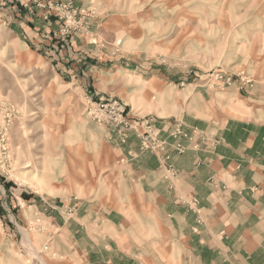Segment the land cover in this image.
Returning a JSON list of instances; mask_svg holds the SVG:
<instances>
[{"label": "rangeland", "instance_id": "rangeland-1", "mask_svg": "<svg viewBox=\"0 0 264 264\" xmlns=\"http://www.w3.org/2000/svg\"><path fill=\"white\" fill-rule=\"evenodd\" d=\"M28 1L57 22L55 53L0 18V264H82L74 238L84 236L68 232L79 204L76 214L119 213L136 243L152 227L125 198L114 148L129 134L139 154L158 155L161 119L196 105L240 119L264 112V0ZM97 104L116 110L97 117ZM170 135L197 136L178 122Z\"/></svg>", "mask_w": 264, "mask_h": 264}, {"label": "crops", "instance_id": "crops-1", "mask_svg": "<svg viewBox=\"0 0 264 264\" xmlns=\"http://www.w3.org/2000/svg\"><path fill=\"white\" fill-rule=\"evenodd\" d=\"M45 14L32 1L0 0L3 23L53 55L50 36L57 22ZM177 122L197 134L193 142L170 135ZM156 127L166 142L161 154H139L134 134L114 148L123 158L119 173L130 194L125 198L144 205L152 227L136 243L119 213L76 214L79 204L71 214L76 230L69 225L68 232L84 236L74 238L82 264H264V112L240 119L196 105L193 114L161 119ZM179 147L185 150L179 153ZM87 221L95 225L94 241Z\"/></svg>", "mask_w": 264, "mask_h": 264}, {"label": "built area", "instance_id": "built-area-1", "mask_svg": "<svg viewBox=\"0 0 264 264\" xmlns=\"http://www.w3.org/2000/svg\"><path fill=\"white\" fill-rule=\"evenodd\" d=\"M114 105L109 104H97L94 108V112L97 117H110V114L115 112Z\"/></svg>", "mask_w": 264, "mask_h": 264}]
</instances>
